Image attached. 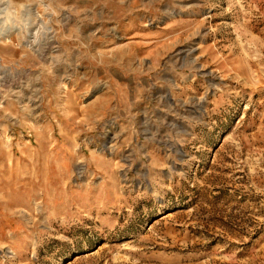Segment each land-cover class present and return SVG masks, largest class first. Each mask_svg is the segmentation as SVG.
Segmentation results:
<instances>
[{
    "label": "rangeland",
    "instance_id": "1",
    "mask_svg": "<svg viewBox=\"0 0 264 264\" xmlns=\"http://www.w3.org/2000/svg\"><path fill=\"white\" fill-rule=\"evenodd\" d=\"M0 264H264V0H0Z\"/></svg>",
    "mask_w": 264,
    "mask_h": 264
}]
</instances>
